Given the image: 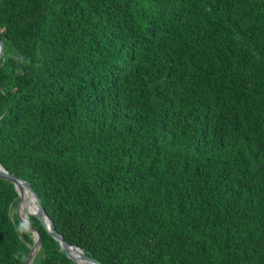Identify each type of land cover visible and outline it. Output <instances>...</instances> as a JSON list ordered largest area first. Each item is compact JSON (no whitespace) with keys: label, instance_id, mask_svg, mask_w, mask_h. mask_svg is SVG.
<instances>
[{"label":"trees","instance_id":"obj_1","mask_svg":"<svg viewBox=\"0 0 264 264\" xmlns=\"http://www.w3.org/2000/svg\"><path fill=\"white\" fill-rule=\"evenodd\" d=\"M0 30V163L66 241L264 264V0H0ZM18 196L0 176V264L35 243ZM33 214L30 264H76Z\"/></svg>","mask_w":264,"mask_h":264},{"label":"water","instance_id":"obj_2","mask_svg":"<svg viewBox=\"0 0 264 264\" xmlns=\"http://www.w3.org/2000/svg\"><path fill=\"white\" fill-rule=\"evenodd\" d=\"M4 41L2 39L1 36V30H0V59L4 56ZM0 176L2 178H5L9 181H11L17 191H18V200L15 204V214L17 215L18 219L20 220V222L27 227L28 229H30L34 235V245L32 246L28 257L26 258L24 264H30V262H32V260L34 259V257L36 256L37 252L40 250L41 247V243H42V237H41V232L40 230L33 225L30 221L24 220L20 217L19 215V204L21 202V188L24 186L25 188H27V190L32 194L34 200L36 201L39 210L41 211V213L44 215L42 219V217H40L39 215L33 214L34 216H37L41 222L44 224V227L46 228V230L51 234V236L54 238V240L56 241V243L58 244V247L60 249V251L64 252L70 259H72L76 264H82L80 262V258H88L90 259L92 262H94L95 264H103L102 262H100L99 260H97L96 258H94L93 256L89 255L87 252L84 251L83 248L71 244L68 241L65 240L64 236L58 232V230L56 229L54 222L52 221V219L49 217V215L46 213V210L42 204L41 198L38 195V193L36 192V190L32 187L31 183L28 182L27 180L18 177L16 174L10 172L4 165H2L0 163ZM26 185L28 187H26ZM73 252H76V255H74Z\"/></svg>","mask_w":264,"mask_h":264},{"label":"bare ground","instance_id":"obj_3","mask_svg":"<svg viewBox=\"0 0 264 264\" xmlns=\"http://www.w3.org/2000/svg\"><path fill=\"white\" fill-rule=\"evenodd\" d=\"M26 187H28V186L26 185ZM21 193H22V196H21V202H20V205H19V215H20V217L22 219H24V220L30 221L29 220V212H28L27 209L31 208V210H32V212L34 214L39 215L40 217H42V219H44L43 218L44 215L39 210L36 201L34 200L32 194L27 190V188H25L23 186L21 188ZM73 253H74V255H76V252H73ZM79 260H80V262L82 264H95L94 262H92L88 258H80Z\"/></svg>","mask_w":264,"mask_h":264},{"label":"rangeland","instance_id":"obj_4","mask_svg":"<svg viewBox=\"0 0 264 264\" xmlns=\"http://www.w3.org/2000/svg\"><path fill=\"white\" fill-rule=\"evenodd\" d=\"M22 210H23V209H22ZM27 210H28L29 213H30V211H32L31 208H28ZM12 212L15 213V207L13 208V211H12ZM22 215H23V214H22ZM30 216H32V215H30ZM22 217H23V216H22Z\"/></svg>","mask_w":264,"mask_h":264}]
</instances>
